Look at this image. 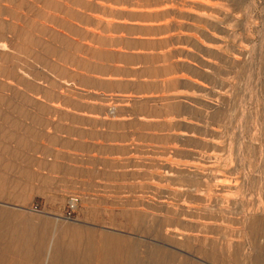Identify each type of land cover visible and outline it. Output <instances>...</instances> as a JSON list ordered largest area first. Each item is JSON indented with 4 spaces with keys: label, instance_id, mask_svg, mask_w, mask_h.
Returning <instances> with one entry per match:
<instances>
[{
    "label": "rangeland",
    "instance_id": "374dc122",
    "mask_svg": "<svg viewBox=\"0 0 264 264\" xmlns=\"http://www.w3.org/2000/svg\"><path fill=\"white\" fill-rule=\"evenodd\" d=\"M173 1L214 11L219 85L130 145L60 55L99 0H0V264H264V0Z\"/></svg>",
    "mask_w": 264,
    "mask_h": 264
},
{
    "label": "crops",
    "instance_id": "0c3cea01",
    "mask_svg": "<svg viewBox=\"0 0 264 264\" xmlns=\"http://www.w3.org/2000/svg\"><path fill=\"white\" fill-rule=\"evenodd\" d=\"M199 11L173 0H99L86 36L79 43L68 39L60 51L68 62L67 83L83 95L74 110L102 127H126L110 141H157V130L135 127L181 119L183 108L203 102L206 86L214 93L215 79L219 85L218 24L215 30L214 11L208 23ZM46 49L56 52L54 45Z\"/></svg>",
    "mask_w": 264,
    "mask_h": 264
},
{
    "label": "built area",
    "instance_id": "2783aa9c",
    "mask_svg": "<svg viewBox=\"0 0 264 264\" xmlns=\"http://www.w3.org/2000/svg\"><path fill=\"white\" fill-rule=\"evenodd\" d=\"M73 200V198H70V201H72Z\"/></svg>",
    "mask_w": 264,
    "mask_h": 264
}]
</instances>
